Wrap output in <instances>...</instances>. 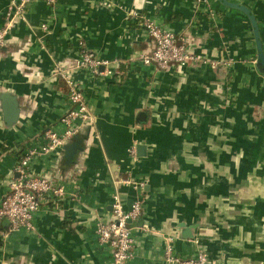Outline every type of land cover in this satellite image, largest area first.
<instances>
[{"label":"crops","instance_id":"crops-1","mask_svg":"<svg viewBox=\"0 0 264 264\" xmlns=\"http://www.w3.org/2000/svg\"><path fill=\"white\" fill-rule=\"evenodd\" d=\"M228 1L250 9L264 51V0ZM11 4L0 0V28ZM133 12L218 65L159 70L135 61L153 44ZM80 40L108 62L104 75H75L95 122L72 141L73 160L61 150L32 160V174L65 194L41 202L32 231H10L2 219L0 264H113L97 231L114 219L116 195L125 210L142 198L125 264H165L166 238L181 258L264 264V73L249 18L218 0L29 2L0 49V96L12 94L20 109L9 126L0 99V204L24 151L46 130L63 131L71 105L54 68L73 65Z\"/></svg>","mask_w":264,"mask_h":264},{"label":"built area","instance_id":"built-area-1","mask_svg":"<svg viewBox=\"0 0 264 264\" xmlns=\"http://www.w3.org/2000/svg\"><path fill=\"white\" fill-rule=\"evenodd\" d=\"M31 1L33 0H12L5 26L0 28V49L4 46L6 37L14 28L17 20L25 15L26 6ZM44 1L50 6H55L58 0ZM208 1L196 0V4L202 6ZM132 16L140 21L153 44L150 52L141 53L134 59L135 61L147 66L153 65L159 70H166L172 64L181 68L191 63L218 65L216 62L202 59L191 52L185 38L177 37L173 32L161 28L138 12H133ZM42 28L47 31L46 25H42ZM102 65H108V62L99 60L81 40L79 57L71 67L66 68L61 64H56L54 75L65 83L71 108L61 119L63 131L46 130L41 136V144L30 146L16 164L9 192L0 204V225L2 219H7L10 223V231L34 230L33 221L35 214L40 210L41 202L48 196L55 198L64 196V188L58 186L52 179L32 174L30 164L37 157L59 150L63 151L80 134L83 125L95 122V117L87 105L75 75L80 71H89L96 76L104 75L106 72L100 70ZM132 152L135 154L134 149ZM123 183L131 184L130 181H123ZM139 187H143V184H139ZM141 212L142 198L139 195L134 198L129 210H125L124 203L118 195L114 196L112 204L114 219L109 223H100L97 231L100 245L109 246L113 251V264H125L134 258L135 238L131 224L137 221ZM0 234H2L1 226ZM164 262L165 264H212L204 252H199L191 258L177 256L172 238H166Z\"/></svg>","mask_w":264,"mask_h":264},{"label":"water","instance_id":"water-1","mask_svg":"<svg viewBox=\"0 0 264 264\" xmlns=\"http://www.w3.org/2000/svg\"><path fill=\"white\" fill-rule=\"evenodd\" d=\"M218 1H220L224 6L242 11L249 18L252 24V27L254 29V35H255L257 51H258L257 68L261 73H264V51L262 48L260 32H259V28H258V24H257L255 16L252 14L250 9L245 6L232 3L228 0H218ZM0 99L2 102L4 116H5V120L7 124L9 126L16 124L19 119V115H20V109H19L17 98L10 93H3L0 96ZM77 138L78 136H76L73 140ZM78 146H79L78 142H74V143L71 142L64 148L63 153L65 154V158L67 160L74 159L75 152ZM142 147H145V146H139L138 148L140 149ZM191 237L192 236L188 235L186 238H191Z\"/></svg>","mask_w":264,"mask_h":264}]
</instances>
